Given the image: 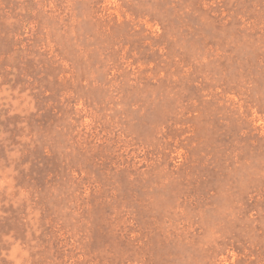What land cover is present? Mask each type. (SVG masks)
<instances>
[{"label": "rangeland", "instance_id": "rangeland-1", "mask_svg": "<svg viewBox=\"0 0 264 264\" xmlns=\"http://www.w3.org/2000/svg\"><path fill=\"white\" fill-rule=\"evenodd\" d=\"M0 264H264V0H0Z\"/></svg>", "mask_w": 264, "mask_h": 264}]
</instances>
